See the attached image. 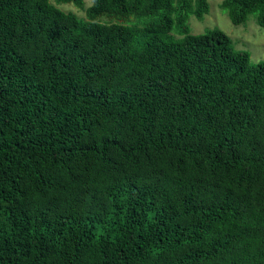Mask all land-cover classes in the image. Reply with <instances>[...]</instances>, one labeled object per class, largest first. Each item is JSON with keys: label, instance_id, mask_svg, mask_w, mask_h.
<instances>
[{"label": "trees", "instance_id": "trees-1", "mask_svg": "<svg viewBox=\"0 0 264 264\" xmlns=\"http://www.w3.org/2000/svg\"><path fill=\"white\" fill-rule=\"evenodd\" d=\"M54 2L0 0V264H264V61L207 0Z\"/></svg>", "mask_w": 264, "mask_h": 264}, {"label": "rangeland", "instance_id": "rangeland-1", "mask_svg": "<svg viewBox=\"0 0 264 264\" xmlns=\"http://www.w3.org/2000/svg\"><path fill=\"white\" fill-rule=\"evenodd\" d=\"M224 0H207L209 11L202 20L190 17L189 26L192 34H202L209 29H220L232 41L233 46L238 50L247 51L253 63L264 61V28H260L253 15L249 16L243 25L234 26L227 13L220 7ZM51 3L56 5L54 0ZM89 2L86 1L85 7ZM59 6V5H57ZM64 12H72L79 18H85L83 10L76 9L73 5H61Z\"/></svg>", "mask_w": 264, "mask_h": 264}]
</instances>
